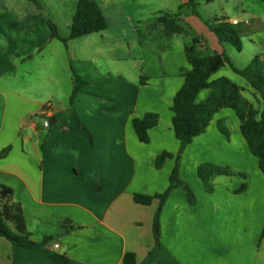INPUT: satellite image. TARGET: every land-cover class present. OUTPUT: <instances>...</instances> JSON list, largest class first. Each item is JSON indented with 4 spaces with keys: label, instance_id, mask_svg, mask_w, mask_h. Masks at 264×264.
<instances>
[{
    "label": "crops",
    "instance_id": "1",
    "mask_svg": "<svg viewBox=\"0 0 264 264\" xmlns=\"http://www.w3.org/2000/svg\"><path fill=\"white\" fill-rule=\"evenodd\" d=\"M8 1L0 0V184L21 204L31 239L39 244L53 240L27 249L0 238V264H57L48 252L65 255L69 264H123L127 253L137 264H264V175L231 109H220L196 139L217 135L219 142L206 139L199 152L244 174V191L235 176H217L213 193L206 192L192 169L186 176L185 154L193 142L185 151L181 178L194 188L197 203L190 205L181 188L171 192L160 217L161 249L153 234L159 200L149 206L134 202L135 195L167 190L175 159H166L161 169L156 160L164 152L175 156L180 148L171 107L191 65L178 35L166 32L176 44L166 51L156 47L162 54H152L141 43L146 33L135 27L133 41L126 40V28L112 30L103 11L108 1L95 0L108 28L64 42L73 17L67 32L58 30L60 38H53L48 21L60 25L37 0L11 6ZM237 1L241 17L230 19L222 9L217 19L238 21L235 26L244 25L256 47H264L259 36L264 34V0ZM188 3L181 0L176 16L196 32L198 51L223 53L199 15L181 13ZM74 76L85 82L73 102L76 117L70 112ZM221 77L261 110L262 100L229 65L210 81ZM209 93L201 91L197 101ZM48 102L54 109L49 120L57 121L45 127L41 111ZM147 114H156L158 123L143 143L132 122ZM220 118L232 123V142L213 128Z\"/></svg>",
    "mask_w": 264,
    "mask_h": 264
},
{
    "label": "trees",
    "instance_id": "2",
    "mask_svg": "<svg viewBox=\"0 0 264 264\" xmlns=\"http://www.w3.org/2000/svg\"><path fill=\"white\" fill-rule=\"evenodd\" d=\"M36 3V0H31ZM188 5L193 7L194 15H197L194 0H189ZM53 38H60L57 25L48 21ZM167 33L177 35H189L191 28L182 24L178 15L163 13L158 19ZM208 29L217 37L219 43L232 45L239 52L242 50V33L235 24L215 18L211 23L206 24ZM108 28V22L101 7L95 0H79L75 15L72 20L69 39H78L93 33H98ZM200 39L195 37L192 45L186 47V57L191 65V70L185 75V82L176 94L171 110L174 113L173 128L177 139L180 142L179 154L176 158L175 166L169 179V187L163 194L155 196L135 195L134 202L144 206H149L154 199L159 200L158 208L153 220V234L158 249H161V227L160 217L171 192L176 188L183 189L187 194L190 205L197 203L196 196L192 188L179 176L180 157L193 139L203 134L214 115L220 109H231L235 112L241 122V134L248 144L251 153L258 159L259 168L264 175V61L260 56L254 57L249 65L244 69H239L233 65L230 57L225 53H215L210 55H200L198 46ZM229 65L235 73L243 77L255 96L262 100L261 110L243 96L239 86L226 77L210 81L211 77L223 67ZM75 87L70 98L71 114L75 116L73 102L85 85L79 77L74 76ZM209 89L208 97L202 101H197L201 91ZM76 117V116H75ZM158 123L156 114H147L143 119H134L132 122L135 133L143 143L149 142L148 131ZM221 132L228 135L227 130L219 128ZM9 151L6 149L1 155ZM172 157L169 153H162L157 157L156 169H161L166 159ZM198 175L203 182L208 193L214 192L213 180L220 175L235 176L242 181L239 191L246 188V176L240 172H234L228 167H220L212 164H204L199 167ZM68 229V228H67ZM264 237V230L262 233ZM0 238H5L13 245L21 248L45 247L53 238H46L43 243H36L31 239V234L27 230L25 215L20 203L13 200L10 190L0 184ZM48 255L57 264H69L65 255L48 252ZM123 264H137L136 257L132 253L124 256Z\"/></svg>",
    "mask_w": 264,
    "mask_h": 264
},
{
    "label": "rangeland",
    "instance_id": "3",
    "mask_svg": "<svg viewBox=\"0 0 264 264\" xmlns=\"http://www.w3.org/2000/svg\"><path fill=\"white\" fill-rule=\"evenodd\" d=\"M8 0H2V2H7ZM41 6L42 9H44V13L50 17L53 21H57L60 27H57L58 30L61 33L67 32V22H70L72 17L75 15L77 2L79 0H37ZM103 4V0H98ZM109 5L103 6V11L105 12L108 21L111 25L112 30H118L121 27L126 28L128 31V37L126 40L133 41L134 39V28H138L141 32L146 33V38L141 40V43L143 46H145L150 53L160 55L157 51L156 47H162V51H166L168 48V45L174 46L176 44V40H172V38L167 39L166 38V32L163 29V26L158 22V19L162 16V14L170 13L171 15H176V13L179 12V6L181 5V0H107ZM18 3V0H14L13 3L8 1V5L11 6L12 4ZM21 2V1H20ZM196 4V12L197 15H199V18L207 23H211L212 20L215 18H221L224 15V12L222 9L226 10L225 16L228 18H238L241 17V14L239 12V5L237 0H213L211 3L208 2V0H194ZM193 7L190 5H187L184 7L181 11L184 16H192L191 13L193 12ZM185 24V23H184ZM186 25V24H185ZM188 25V24H187ZM190 26L188 25V28ZM237 29H239L242 33L241 41H242V50L239 52L237 49H235L232 45L229 44H222L224 52L230 57L232 60L231 62L234 63L233 65L236 66L239 69L246 68L251 60L256 57L260 56L262 57L264 53V47H256V45L253 43L254 41L248 34V31L246 30V27L244 25L236 26ZM177 35V34H176ZM248 35V36H247ZM251 35V33H250ZM260 37L264 38V34L261 33L259 35ZM154 37L153 39H151ZM197 37L196 32L191 28V31L189 32V35H178V40H181V42L186 44V47L188 45H192L193 39ZM253 37V36H252ZM258 50V51H257ZM208 49H200L199 53L200 55H207L209 54ZM138 64L141 67V63L138 61ZM118 67L117 64H115L114 68L116 69ZM140 67L137 68V72L140 70ZM149 73L145 76V81L149 80ZM208 97V96H207ZM205 97V99L207 98ZM214 118V117H213ZM213 120V119H212ZM211 120V121H212ZM230 123L225 118H220L216 121L215 125H213L215 130L219 134H221L227 142H232V135L228 128ZM233 129L232 123L230 125ZM220 127H222L224 130H227L228 135L224 134L220 131ZM217 135H207L204 137H199L193 139L192 143L195 142L193 147L188 151L187 154H185V151L189 147V144L186 148V150L182 153L180 157V171L179 176L181 178V167H182V161L184 160L183 157L186 155L185 160V175L187 176L188 173L191 174V169L193 170L194 174L199 177L198 175V169L199 167L203 166L204 164H212L220 167H228L234 172H239L231 168L230 166H224L217 164L215 161L210 160L211 156L206 152L204 155L199 152L200 148L204 141L207 139L208 141L211 140L212 142H219V139L217 140L214 138ZM179 154L178 153L174 157L175 162L176 158ZM185 154V155H184ZM171 158V157H170ZM208 158V159H207ZM207 159V160H205ZM164 164V163H163ZM182 179V178H181ZM183 180V179H182ZM185 181V180H183ZM214 181V180H213ZM194 191V188L185 181ZM214 185V182H213ZM215 187V185H214ZM207 192V191H206ZM196 196V193H195Z\"/></svg>",
    "mask_w": 264,
    "mask_h": 264
},
{
    "label": "built area",
    "instance_id": "4",
    "mask_svg": "<svg viewBox=\"0 0 264 264\" xmlns=\"http://www.w3.org/2000/svg\"><path fill=\"white\" fill-rule=\"evenodd\" d=\"M238 21H234L233 24H237ZM54 109H53V105L51 103H46L41 111V114L43 116V120H44V125L45 127H49V118L51 116V114L53 113ZM60 247V245L57 243L54 245V249H58Z\"/></svg>",
    "mask_w": 264,
    "mask_h": 264
},
{
    "label": "water",
    "instance_id": "5",
    "mask_svg": "<svg viewBox=\"0 0 264 264\" xmlns=\"http://www.w3.org/2000/svg\"><path fill=\"white\" fill-rule=\"evenodd\" d=\"M57 121V118H51L50 120H49V125L50 126H53V124L55 123Z\"/></svg>",
    "mask_w": 264,
    "mask_h": 264
}]
</instances>
